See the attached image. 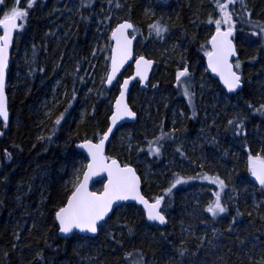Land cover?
<instances>
[{
  "label": "trees",
  "instance_id": "16d2710c",
  "mask_svg": "<svg viewBox=\"0 0 264 264\" xmlns=\"http://www.w3.org/2000/svg\"><path fill=\"white\" fill-rule=\"evenodd\" d=\"M115 2L37 0L17 34L8 76L10 121L1 125L0 136V264H128L125 254L136 250L146 264L258 260L264 255V189L248 172L247 156L249 150L264 151V112L256 111L264 105V41L250 35V26L237 23L244 88L229 93L207 70L202 47L215 31L207 23L209 14L218 17L213 0H119L121 8ZM14 3L5 0L8 8ZM245 3L253 20L264 22V0ZM234 7L241 10L239 3ZM161 17L170 29L164 40L149 36L148 29ZM125 19L139 30L136 55L154 59L155 69L147 89L135 83L129 102L138 120L117 129L107 154L136 168L149 199L165 194L174 173L219 175L228 184L222 202L229 210L213 219L205 208L218 186L193 180L165 195L164 226L149 222L142 207L125 203L96 237L62 238L54 212L69 194L73 167L88 162L78 143L97 140L109 126L119 89L117 84L108 88L102 79L110 67L111 30ZM183 62L193 76L195 117L176 84ZM66 107L53 135L54 120ZM237 119L243 120L246 135L228 124ZM174 127L175 138L160 142V155L147 152V141ZM49 136L51 142L40 139ZM102 186L96 182L93 189ZM181 247L188 249L184 257Z\"/></svg>",
  "mask_w": 264,
  "mask_h": 264
},
{
  "label": "snow or ice",
  "instance_id": "6c2138e0",
  "mask_svg": "<svg viewBox=\"0 0 264 264\" xmlns=\"http://www.w3.org/2000/svg\"><path fill=\"white\" fill-rule=\"evenodd\" d=\"M111 4L113 0H108ZM37 0H24V7H20V0H15L12 7L8 8L5 0H0V120L3 121V126L7 127L9 120L8 99L5 92L6 76L9 68V50L13 47L14 35L19 34L24 30L29 17V11L36 5ZM218 11V17L214 18L209 14L207 23L215 26L214 34L207 41L204 55L207 57V67L211 72L217 74L228 92H235L242 87V75L240 73L241 62L237 59L233 63V57L237 56L236 34L237 23L248 25L252 31L250 35L264 41V22L254 21L252 12L247 9L245 0H213ZM239 3L241 10L236 11L235 5ZM83 7L87 4L82 3ZM116 8H121L119 0L115 2ZM154 15V13H153ZM111 20V17H106ZM149 36H153L159 40H164L169 33V26L163 22V18L154 21L148 25ZM131 30V33L129 32ZM139 30L130 20H123L117 23L115 28L111 30L110 39L113 42L110 47L111 55L107 57L110 61V67L106 72V76L102 79V84L112 85L116 81L119 89V96L115 100L114 111L110 116V125L107 130L98 135L96 142L92 139H84L83 142L77 145L78 148L85 150L86 164L81 163L79 167H73L72 179L68 182L70 188L66 200L54 212V218L59 233L67 237L69 234L88 233L97 234L102 230H107V225L116 214V210L124 207L121 202L136 201L143 206L146 211L148 221L157 222L160 225L166 224L167 218L165 212V195L171 196L173 189L177 185L187 184L193 180L207 181L211 185L218 186V191L214 193V199L208 202L205 211L211 214L215 219L228 212V206L222 202V193L228 187V184L219 175H210L208 173H197L196 176L184 177L178 173L173 174V180L170 182L164 195L154 197L151 201L147 199L141 192V177L130 164H121L117 159L105 155V143L113 134V129L116 128L120 121L135 120L137 113L126 102V96L129 91V85L133 80L147 83L149 72L152 69L154 61L141 55L135 60V75L123 79L122 82L117 80V76L121 69L129 60L133 58V40L136 39V34ZM35 47V46H33ZM103 51V49H101ZM35 54V53H34ZM95 55V53H93ZM183 60V58H182ZM176 84L181 90L183 96L188 98V104L193 107L192 116H196L194 106V91L192 90V73L186 62L176 72ZM156 87V85H153ZM72 99L75 100V90H73ZM71 107V104L68 105ZM65 108L64 113H61L54 120L55 126H59L64 120V114L68 111ZM251 107V106H250ZM256 111L264 112V105H261ZM51 113H48L50 115ZM175 124V121H173ZM228 124L233 127V131L240 135L244 132V122L242 119H237L235 122L229 120ZM178 129L175 127L170 133L161 131V135L154 140L147 141V152L158 156L161 154L163 145L160 143L164 139H174V134ZM3 133H0L2 135ZM40 139H47L51 142V136ZM215 142V141H213ZM183 156L181 149H176ZM139 151H145L141 148ZM10 158V154H9ZM201 163L199 167L203 168ZM247 170L251 177L258 182L261 189H264V151L258 154H252L249 150L247 156ZM94 178L97 183H101L102 189L94 191L90 189V184ZM106 181V182H105ZM232 191H235L233 189ZM242 213L237 209L236 216H241ZM251 215V213H249ZM235 223V217L233 218ZM232 231L231 228L228 229ZM131 232V229H129ZM112 239L119 245L121 243L113 233L109 232ZM206 238V237H205ZM17 239L19 237L17 236ZM203 239V238H202ZM210 243V241H209ZM202 247V244L200 245ZM188 251L187 248L181 247L179 255L184 257ZM39 259L43 257L38 253ZM125 259L128 264H146L144 254L139 250L135 252H127ZM249 264H264V255H261L258 260H253L249 257Z\"/></svg>",
  "mask_w": 264,
  "mask_h": 264
},
{
  "label": "water",
  "instance_id": "95a60500",
  "mask_svg": "<svg viewBox=\"0 0 264 264\" xmlns=\"http://www.w3.org/2000/svg\"><path fill=\"white\" fill-rule=\"evenodd\" d=\"M121 22H122V21H121ZM131 22H132V21H131ZM119 23H120V22H119ZM132 23H133V22H132ZM114 28H115V27H114ZM114 28H113V29H114ZM0 32H1V34H2V30H0ZM129 32L131 33V30H129ZM213 34H214V33H213ZM16 37H17V35H14V43H13V47L9 50V68H8V72H7V76H6V88H5V92H6V95H7V99H8V93H7V90H8V76H9L10 65H11V59H12V53H13V49H14V45H15ZM137 40H138V35H136V39L133 40V58H132L131 60H129L127 64L124 65V67L121 69L120 73H119L118 76H117V80H120L121 82H122L123 79L129 78V77L135 75V70H136V69H135V60L139 57V56L136 55V52H135V44H136ZM112 44H113V42H112ZM236 48H237V46H236ZM143 56H144V55H143ZM145 57H146V56H145ZM146 58L151 59V60L154 61V59H152V58H149V57H146ZM237 58H238V51H237V56H236V57H233V63H235V60H236ZM130 66L133 68L132 73H131L130 75H127V76H125V77H122L123 73H124V72H125ZM206 67H207V57H206ZM154 69H155V61H154V63H153V66H152L151 71H150L149 74H148V76H149L148 82H147V83L139 82L141 88H143V89H147V88H148V85H149V82H150V80H151V77H152V74H153ZM207 70L210 72V74L212 75V77H214L215 79H217V80L220 82V84L222 85V87H223L224 89L227 90L226 86H225V85L223 84V82L220 80L219 76H218L217 74L211 72V70L208 69V67H207ZM240 73H241V72H240ZM241 75H242V73H241ZM138 79H139V78H137V80H133V81L131 82V84L129 85V91H128V94H127V96H126V102H127L128 105L132 108L133 111H135V110H134L133 107L131 106V104H130V102H129V98H130V95H131V91H132V89H133L135 83L138 81ZM116 84H117L116 81H113V84H112V85H107V84H106V86H107L108 88H112V87H113L114 85H116ZM243 88H244V82H243V76H242V87H241L240 89H237L235 92H229V93H238V92L242 91ZM227 91H228V90H227ZM118 96H119V93H118V95L116 96V98H117ZM115 100H116V99H115ZM114 104H115V101H114ZM8 111H9V120H8V123H9V121H10L9 100H8ZM113 111H114V105H113ZM113 111H112V112H113ZM135 112H136V111H135ZM136 113H137V112H136ZM137 120H138V113H137V116H136V119H135V120H124V121H120V122L117 124L116 128L113 129V134L110 135L109 140L106 141V143H105V155H106V156H109V155L107 154L108 146H109V143H110V141H111L113 135H114L115 132L117 131V129H118L120 126H122L123 124H125V123H135ZM2 124H3V121L0 120V133L3 132V130H2V126H1ZM109 125H110V118H109ZM106 130H107V129H106ZM0 136H1V135H0ZM96 141H97V140H93V142H96ZM81 142H83V141H81ZM81 142H79V143H81ZM79 143H78V144H79ZM78 149H79L80 151H82L85 155H87L86 152H85V150L80 149V148H78ZM109 157H110V156H109ZM115 159H117L121 164H123L118 158H115ZM131 166L134 167L133 165H131ZM134 168H135V167H134ZM135 169H136V168H135ZM136 171H137V170H136ZM137 174L139 175L138 172H137ZM139 176H140V175H139ZM140 177H141V176H140ZM98 179H99V178H94L93 182L90 184V189H91V190H94V189H93V186H94V184L96 183V180H98ZM105 182H106V181H105ZM254 182H255L256 185L259 186L258 182H256L255 180H254ZM94 191H96V190H94ZM141 192L144 194V192H143L142 178H141ZM144 196H145L147 199H149L145 194H144ZM149 200L151 201L152 199H149ZM121 203H122V204H125V203H134V204H136V205H138V206H140V207L143 208V206L140 205V204H139L138 202H136V201H125V202H121ZM143 210H144V208H143ZM144 212H145V214H146V211H145V210H144ZM146 217H147V216H146ZM166 218H167V217H166ZM149 222H151V223H155V224H158L157 222H152V221H149ZM166 224H167V223H166ZM166 224H164V225H166ZM158 225H160V224H158ZM164 225H160V226H164ZM77 234H79V235H83V236H88V237H96V236L98 235V233L95 234V235H93V234H88V233H77ZM73 235H74V234H69L67 237H65L64 234L59 233V236L62 237V238H69V237H72Z\"/></svg>",
  "mask_w": 264,
  "mask_h": 264
},
{
  "label": "rangeland",
  "instance_id": "374dc122",
  "mask_svg": "<svg viewBox=\"0 0 264 264\" xmlns=\"http://www.w3.org/2000/svg\"><path fill=\"white\" fill-rule=\"evenodd\" d=\"M0 34H1V32H0Z\"/></svg>",
  "mask_w": 264,
  "mask_h": 264
}]
</instances>
